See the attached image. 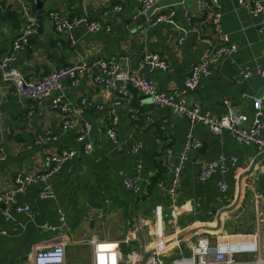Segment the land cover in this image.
<instances>
[{
    "label": "crops",
    "instance_id": "1",
    "mask_svg": "<svg viewBox=\"0 0 264 264\" xmlns=\"http://www.w3.org/2000/svg\"><path fill=\"white\" fill-rule=\"evenodd\" d=\"M23 1L38 16L40 28L27 46L15 52L13 65L35 80L76 61L85 62L88 71L76 81L63 79L61 90L52 94H62L79 108L75 127L65 131L49 99L20 97L10 83L0 82V149L4 157L0 161V192L11 188L18 174L47 169V153L60 148L77 151L50 178L28 183L16 195L17 204L29 206L32 218L13 208L0 213V264H26L33 252L59 240L66 242L65 264H91V241L100 240L119 241L121 251L135 250L144 256L157 233L151 214L157 206L165 210L159 229L166 234L192 230L190 243L206 238L211 247L221 233L258 230L264 256V149L244 145L227 130L215 133L205 124H191L167 106L155 104L145 110L140 102L142 92L137 90L114 105L118 94L94 81L95 76L107 78L94 65L96 60L114 61L121 69L151 80L156 93H173L177 101L196 105L202 113L223 116L228 102V107L246 117L245 124L258 117L264 140V93L259 106L254 97L264 84V74H260L264 70V0H218L220 32L229 36L237 50L217 59L192 89L186 88L184 81L203 55L201 37L219 44L208 19L200 16L204 8L210 11L208 0H153L146 13H139L140 0ZM255 4L262 10L252 14L249 9ZM116 6L121 9L115 10ZM49 10L70 18L85 16L101 27L89 30L80 24L57 33L47 17ZM160 14L169 15L173 23L154 22V16ZM139 15L146 16L145 22L130 29ZM187 17L196 32L190 29ZM24 24L19 3L0 0V55L11 50ZM153 54L165 62V69L145 62ZM244 67H249L250 76H243ZM110 109L116 117V140L106 133ZM86 125L90 131L85 142L91 150L84 153L76 136ZM188 132L201 145L186 154L173 198L176 220L169 222L167 211L172 201L166 188ZM220 156L237 161L230 164L227 174L215 172L200 179V164ZM126 178L137 184L139 193L125 188ZM220 183L225 184L224 189ZM45 188L49 196H40ZM136 226H140L137 239L126 245L123 239ZM188 243L181 242L170 256L188 254Z\"/></svg>",
    "mask_w": 264,
    "mask_h": 264
},
{
    "label": "built area",
    "instance_id": "2",
    "mask_svg": "<svg viewBox=\"0 0 264 264\" xmlns=\"http://www.w3.org/2000/svg\"><path fill=\"white\" fill-rule=\"evenodd\" d=\"M16 1L19 3L21 13L25 17V24L14 38L11 50L6 54L0 55V82L10 83L14 93L20 97L38 100L49 99L51 106L57 110L60 115L62 130H69L75 127L77 123V117L80 112L79 108L70 105L69 102L63 98L62 94L57 96H52V94L55 91L61 90V82L63 79L76 81L78 77L88 71V66L83 61H76L50 70L37 80L27 78L22 74L13 65L14 54L27 46L30 37L38 33L40 22L38 16L32 12L30 4L23 0ZM152 4L153 0H140L139 13L148 12ZM207 5L210 6V11L208 12L204 8L201 10L200 16L202 19H208L212 30L215 32V36L219 39V44L215 46L211 38L201 37V41L205 44V48L200 62L191 66L186 75L184 86L188 89H192L195 86L201 75L208 74L213 63L222 55L233 54L237 50L236 44L230 40L229 36L220 32L219 22L221 12L218 0H208ZM120 9L121 8L118 6L115 7V10ZM261 10L262 8L258 4H255L249 9L252 14H257ZM47 17L57 33L69 32L72 28L80 24L87 25L89 30H97L101 27L98 22L90 21L85 16L70 18L57 10H49L47 12ZM153 21H167L173 23L169 15L162 14L154 16ZM187 21L191 25L190 29L196 32L197 28L192 19L187 17ZM178 41L181 42L182 37H180ZM145 62L151 67L166 68L165 62L156 54L148 56ZM94 65L107 77L102 78L100 76H95L94 81L101 84L105 90L118 94L119 98L114 101V105H119L120 98L127 97L131 90H137L142 92V94L149 95L155 104L167 106L173 111L186 116L191 124L197 122L205 124L215 133L221 130H227L230 134L237 137L244 145L254 146L258 150L264 149V140L259 133L261 123L258 117L254 118L250 124H245L246 117L228 107V102H225L227 105L226 113L223 116L214 117L207 112L202 113L200 107L196 105L188 106L182 101H177L173 93H156L151 80L135 72L121 69L114 61L97 59ZM242 73L244 77L250 76L249 67H244ZM260 74L263 75L264 70H262ZM260 101V98H256L255 105L259 106ZM110 113L112 114L111 124L106 129V133L108 137L116 140V117L113 115L114 110L110 109ZM259 114L260 111L257 110L256 115L258 116ZM89 131L90 127L86 125L76 136V141L83 143L82 150L84 153L91 150V145L85 142ZM200 145V141L191 132L186 134L180 161L173 167L171 182L168 188H166V194L172 201L168 206V209H171L167 211L169 213V222H174L176 220V213L172 210L173 198L179 187L180 172L183 162L186 159V154L191 149L199 148ZM76 153L77 151L74 148H60L58 151L47 153L44 156L45 162L49 164L47 169L27 175H16L13 186L0 192V213L7 214L10 208H13L16 212H24L32 218L33 213L29 206L17 204L16 195L23 191L26 184L33 181H45L50 178L60 169L61 165L66 160L73 157ZM170 153L171 150L167 149V154ZM3 158V153L0 149V161H2ZM236 161L235 157L227 158L225 156H220L213 162L201 163L199 177L204 180L215 172L221 175L227 174L230 170V164H235ZM158 184L161 185L160 183ZM124 186L133 193H139V187L129 178L124 179ZM220 188L224 189L225 184L220 183ZM40 196H49V192L46 188L41 191ZM164 212L165 210H161L158 206L151 211L155 219V225L158 228L156 227L157 233H155V239L148 246V251L144 256H141L138 252H135V250L129 252L121 251L119 241H91V264H264V256L260 253V234L258 230L253 232L221 233L218 236V241L215 243V251L212 252L210 251V246L206 238H201L195 243H190L193 236L192 230L186 231L184 234H182L183 232L181 231L180 233L174 232L171 234L162 232L159 227H162ZM139 228L140 226L133 228L129 236L123 239V243L130 245L131 241L137 239ZM185 240L190 243V245L188 243L189 246H187L188 254L176 257L170 256L171 250L173 248H179L181 242ZM65 247L66 242L59 240L47 248L33 252L31 259L26 264H65ZM240 256H245V258L240 259Z\"/></svg>",
    "mask_w": 264,
    "mask_h": 264
},
{
    "label": "water",
    "instance_id": "3",
    "mask_svg": "<svg viewBox=\"0 0 264 264\" xmlns=\"http://www.w3.org/2000/svg\"><path fill=\"white\" fill-rule=\"evenodd\" d=\"M145 18H146V16H144V15H139L138 17H135L133 24L129 25V28L134 29V28L140 26L141 24H143L145 22ZM129 23H131V22H129ZM263 93H264V84L261 86V88L258 90V92L255 94L254 97L260 98L263 95ZM140 102H141V104L145 110L151 109L155 106V103L152 101V98L147 94H142L140 96ZM210 251H212V252L215 251L214 246L210 247Z\"/></svg>",
    "mask_w": 264,
    "mask_h": 264
},
{
    "label": "trees",
    "instance_id": "4",
    "mask_svg": "<svg viewBox=\"0 0 264 264\" xmlns=\"http://www.w3.org/2000/svg\"><path fill=\"white\" fill-rule=\"evenodd\" d=\"M48 12V11H47Z\"/></svg>",
    "mask_w": 264,
    "mask_h": 264
}]
</instances>
